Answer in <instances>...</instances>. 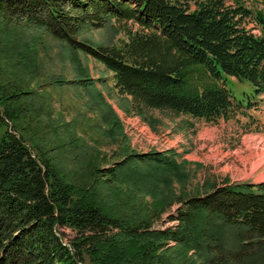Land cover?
Instances as JSON below:
<instances>
[{
    "label": "trees",
    "instance_id": "trees-1",
    "mask_svg": "<svg viewBox=\"0 0 264 264\" xmlns=\"http://www.w3.org/2000/svg\"><path fill=\"white\" fill-rule=\"evenodd\" d=\"M110 20L125 36L119 44L79 39L82 29ZM30 30H44L70 52L100 62L140 112L211 122L233 109L228 78L246 82L254 94L264 91V3L252 11L225 0H0V264H264V182L213 184L180 200L176 228L152 229L120 213L116 186L127 180L134 190L154 192L176 167L174 157L129 154L94 168L91 182L78 184L47 151L70 156L80 170L91 152L87 144L72 139L46 149L28 143L17 122L30 108L16 103L31 91L12 87L2 67L37 73L36 36L23 34ZM73 65L69 83L90 85L89 69L76 54ZM103 105L114 136L120 124ZM63 228L75 232L68 242ZM169 242L175 246L167 248Z\"/></svg>",
    "mask_w": 264,
    "mask_h": 264
},
{
    "label": "rangeland",
    "instance_id": "rangeland-1",
    "mask_svg": "<svg viewBox=\"0 0 264 264\" xmlns=\"http://www.w3.org/2000/svg\"><path fill=\"white\" fill-rule=\"evenodd\" d=\"M225 2L230 5L241 2L248 9L258 11L263 8L264 0ZM245 26L258 32L250 21ZM23 34L28 39L36 36V76H28L25 70L11 63H4L2 67L3 78L11 80L12 87L31 91L16 103L30 108L29 112H22L18 128L28 143H37L46 149L63 147L72 139L87 144L91 152L86 166L80 170L70 156L58 153L53 147L47 151V156L63 165L78 184L91 182L90 171L94 168L111 167L129 154L160 152L174 157L176 167L167 171L168 180L163 177L154 192L134 190L127 180L116 186L120 189L116 196L122 215L136 221L144 219L152 229H174L178 225L174 218L183 198L223 182H264V94L249 99L248 108L231 109L226 119L211 122L154 109L140 112L132 107L129 97L118 93L113 73L100 62L76 52L89 69L92 83L85 88L71 84L76 76L75 54L44 30ZM83 37L102 44H119L125 40L115 20L97 29H82L79 39ZM229 81L235 98L243 99L241 92L249 89L248 84L232 77ZM103 103L120 124V132L114 136L108 135L109 126L103 121ZM4 130L5 125H0V137ZM132 163H138L137 159ZM139 164L149 167L147 163ZM168 199L173 201L161 207ZM60 233L65 242L75 235L67 228ZM174 246V242L166 245L167 248Z\"/></svg>",
    "mask_w": 264,
    "mask_h": 264
}]
</instances>
